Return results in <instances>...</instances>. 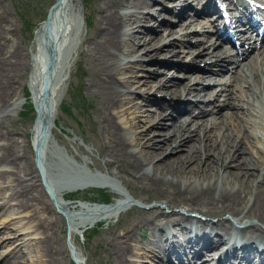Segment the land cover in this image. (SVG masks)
<instances>
[{"label": "bare ground", "instance_id": "obj_1", "mask_svg": "<svg viewBox=\"0 0 264 264\" xmlns=\"http://www.w3.org/2000/svg\"><path fill=\"white\" fill-rule=\"evenodd\" d=\"M153 1L155 0H97L94 5L95 23L84 38L83 54L91 60L87 77L89 90L97 96L101 105L99 119L106 139L102 147L103 163L109 161L119 164L118 161L126 159L127 163L122 165L121 172L135 182L147 184L152 194L156 195L154 207L156 203H159L157 208L160 205H164V209L181 207L178 211H161L164 215L157 221L159 223L151 219L145 222L149 224L152 233L158 236V239L150 241L152 246L149 245L148 248V254L154 258H164L173 264H208L212 260L209 255L221 249L214 264H264V133L260 132L264 131V125L258 119L259 110L254 104L255 98L264 99V31L258 32L261 34L260 42L255 47L252 41L258 35L254 37L251 33H246L248 26L240 25L245 18L253 30H264V0H229L230 5L225 9L228 11L232 34L240 38V41L243 36L247 42L244 45V41L235 43L228 37L224 38L225 42L234 46V56H231L234 53L229 54L231 51L217 32V27L224 28L223 24H217V20L221 18L218 17V3L222 0H182L179 5L176 3L173 6L155 4ZM193 1L194 7L192 5L189 9L193 14H189L190 11L185 12L184 9L189 8L188 5ZM198 2L200 9L196 11L195 5ZM3 4L0 0V114L5 110L18 112L22 106L23 93L14 101L11 100L17 95V87H21L22 92L25 67L28 65V55L21 36H15L17 29L9 10ZM64 5V0H58L51 8L47 20L41 22L35 30L34 37L39 43L38 52L43 58L48 51L45 44L57 34L58 25L55 21L58 23L60 13L64 14L61 12ZM161 10L170 13L169 20H157ZM257 16L261 17L260 21L256 20ZM151 18L157 24L145 25L149 22L147 19ZM212 36L214 40L211 39ZM194 51L201 55L202 58L199 59L209 71L206 74L208 78L213 72L228 66L229 70H233L235 80L240 81V85L244 87L239 90L240 95L232 89L229 94L232 100L228 99L226 104L229 108L237 109L236 111H222L223 118L220 120L215 119L216 115L211 116L217 125L214 135L205 130L209 126L205 115L215 111L212 105L218 96L208 100L203 98L204 94L211 96L214 90L207 88L203 79L193 78V74L184 73L186 79L180 81L172 76L173 72L168 73V67H158L160 60L157 58L160 55L170 58L178 53ZM209 55L215 58L207 59ZM237 56L249 60L243 63ZM154 58L155 62H150ZM54 62L55 59L53 66ZM128 67L136 68L142 78H137V73L131 78L117 77V73ZM157 69L163 71L162 78L165 81L162 87L165 90H173V94L181 95L187 88V92L195 91L194 98L203 95L195 101L183 102L186 116H179L172 100L163 98L159 104L164 111L151 109L147 112L148 117L155 118L157 114L161 119L141 125L136 123L135 148L129 149L130 143L122 134V126L113 119L111 110L124 96L128 97L132 93V80V83L139 80L142 83H152L158 78ZM40 71L37 66L31 75L38 86L32 97L37 108L33 124L35 138L40 141L39 163L43 160L42 144L54 125L56 108L51 100H46L49 73L45 76ZM216 83L219 84V89L236 87L233 84L225 86V79H218ZM148 97L149 95L142 96L145 104L150 101ZM145 104L144 110L149 109ZM161 112L164 114L160 115ZM233 113L235 119L239 120L238 123L229 120L234 117ZM1 117L2 115L0 166L4 163L10 169L9 172L0 170V178L9 173L13 177L14 185L11 187L14 191L8 198L0 191V208H5L8 199H15V208L34 203L43 212H54L46 199L47 192H44L41 182H38L39 175L34 168L27 140H23V144L18 141L12 135V129L2 123ZM227 117L229 118L226 119ZM198 120H201L199 124H203L201 129L197 128ZM23 135L26 136L25 132ZM247 136L256 142L249 141ZM167 152L169 155H165ZM75 171L77 172L71 174L60 171L44 177V181L54 192L56 206L69 216L71 226L86 228L99 219L118 216L127 205L135 204L130 195L115 187L116 179H122L116 173L107 171L104 177L80 167ZM91 186L116 190L119 196L107 205L79 203L78 208L76 206L78 210L70 209L62 199V191L88 189ZM145 199L146 197L144 203H148ZM192 212L220 218L215 222L189 214ZM224 212L230 217H224ZM52 214L54 216L40 217L36 225L42 234L37 240L43 256L41 264H63V259H66L65 246L57 234L60 216ZM137 225L139 224L133 228ZM133 228L125 225L120 232L116 226L109 229L105 245L107 254L103 259L106 264H126L133 260L129 256L132 249L129 241L139 238ZM180 233L182 237L179 236ZM20 238L22 241L25 239ZM21 243L24 246L27 244ZM199 252L202 255L195 258Z\"/></svg>", "mask_w": 264, "mask_h": 264}, {"label": "rangeland", "instance_id": "obj_2", "mask_svg": "<svg viewBox=\"0 0 264 264\" xmlns=\"http://www.w3.org/2000/svg\"><path fill=\"white\" fill-rule=\"evenodd\" d=\"M54 1L56 0H2V3L4 2L3 5L9 10L10 18L14 22L17 29H15L17 31H15V36H21L20 39L22 40V44L28 55V65L25 67L24 81L21 89L22 92H20L21 87H17V95H15L16 97L11 100L14 101L15 98L23 93L21 98L23 99L22 106L18 112L5 110L3 111L4 114L1 113L0 116L2 115V123L12 129V135L16 137L18 141H22L23 144V140H27L30 154L33 156L32 160L33 165L35 166L34 168L37 170L36 173L39 175L38 182H41L44 192H47L45 193L46 199L51 203V207L54 212H43L40 210L39 205L35 206L34 203L24 206L23 208H15L13 205V203L16 202L15 199H8L10 203L8 202V204L4 206L5 208H0V264H15L14 262H16V264H41L43 256L41 255L40 244L37 240L42 236V234L39 233L36 225L40 221V217L53 215L52 213L60 216V221L58 223L59 230L57 234L60 236V239L65 246L66 259H63V264H106L103 259L107 254L105 251V245L106 239L109 236V229H111L112 226H116L118 228V232H120L125 225H130V227L133 228L136 224L139 225L133 228V230L136 234H139V238L137 240L129 241L132 248L129 254H131L133 260L126 262V264H155L149 257L147 245H152L149 238L155 237V240L158 239V236L157 234L152 233V229L149 224L145 222H147V219L157 222L164 215L161 211H164L165 213L171 212V210L178 211L181 210V207L164 209L162 208L164 205H160V207L157 208L159 203H156V207H154V199L156 198V195L152 194V191L148 188L147 184L135 182L121 172L120 169L123 168L122 165H126L127 163L126 159L120 160L122 162L118 161L120 165L109 161L103 163L102 147L104 146L106 139L102 123L99 119L101 105L98 102L97 96L89 90V81L87 80V77L91 60L83 54L85 49L84 38L87 32L94 27L96 15V8L94 5L97 0H64L65 5L63 10L61 7V12L64 14H62V16L60 13L61 24H59L57 34L54 37L55 62L53 71L49 75L50 77L46 93V100H51L54 108L56 107L54 111L55 121L54 125H52L51 131H49V133H47V137H45V142L42 144L43 160H41L40 167L43 177L39 169L36 167L37 164L35 160L36 158L39 160V150L37 151L35 145H32V119L20 115V111H23L25 105H28L29 102H31L33 98L32 96L36 91V83L31 76L37 66H39L38 41L34 37V33L35 30H37L41 19H45L49 5ZM181 1L182 0H155L153 3L173 6L176 5V3L179 5ZM197 6H199V4ZM161 15L157 16V20L160 18L165 20L170 19V13H167L164 10H161ZM151 19H147L149 22H146L145 25L154 26L157 24L156 21L153 20L154 18ZM211 39L214 40V36H212ZM241 39H243V37H241ZM244 41L246 43V40ZM225 46L231 51V53H229L230 55L234 53L231 56L236 55V50L233 45L226 43ZM225 46L224 48L226 49ZM253 50L256 51V49ZM178 55L170 58L160 55L159 58H157L160 60L158 67H168L170 69V72L168 73L173 72L172 76L177 77V80L180 81H185L186 76L183 75L184 73L193 74V78L195 76V79H203L202 81H204V84H207L206 87L213 89L214 92H212L211 96H208V94H201L197 98H194L193 95L195 91L192 90L187 92V88H185L181 95L173 94V90L167 91L162 87V83L165 81V78H162V76H164L163 71L158 69L157 79H159V81L156 79L154 80L155 82L152 81V83L148 84L142 83L140 80L139 82L134 81L132 83L133 80H130L131 87L134 88L132 93H130L128 97L124 96L111 110L113 119L122 126V134L130 143L129 149L135 148L136 123L141 125L152 122L153 120L156 122L158 119H161V117L159 115L157 116V114L155 118H150L148 117L147 112L151 109L164 111L162 110V106L159 104V101L163 98L172 100L171 103L173 104V107L176 108L179 116H186L183 102L195 101L202 95L206 100L212 98L215 99V96H218L215 100L216 104L214 103L212 105V107L214 106L215 111L205 115L208 120L207 123L209 124L205 130L211 135L215 134L214 130L217 126L215 125V122H213L214 119L211 117L212 115H216L217 117L215 119L220 120V118H223L222 113L224 111L232 112L237 110L232 107L229 108L226 104L229 100H232V97L229 95L232 91L234 93H238L240 92V89H244V87L240 85V81L237 79L235 80L236 77L234 76L232 69L229 70L228 66L220 68L218 71L213 72L211 77L208 78L206 74L209 71H207V67L203 66L204 63L200 62L199 58L202 57L201 55H197V51H194V53H178ZM208 58L213 60L215 57L209 55L207 59ZM237 58L242 60L243 63H246L249 60V58H240L238 56ZM153 60L154 61L150 62H155L156 59L154 58ZM207 61L209 62L210 60ZM121 71L122 72L117 73V77L126 79L127 77H133L138 70L134 67H128V69H123ZM140 76L141 75L137 73L136 77L142 78V76ZM218 79H225V86L227 85L229 87L233 84V86L236 87L219 89V84L216 83ZM26 90L28 91V95L25 94ZM223 91L225 93H223ZM77 93L78 96L82 98V104L79 106L75 105V103L78 104L81 100H78L75 97V94ZM238 94L240 95V93ZM146 95H149L148 98H150V101L145 104L142 96ZM143 103L148 105L150 108L144 110ZM65 104L69 107V113L62 109ZM254 104L261 115H259L258 119L260 123L262 122L261 124L264 125V99L255 98ZM154 106L156 107L153 108ZM33 113H35V111ZM161 113L162 114L160 115L164 114V112ZM188 117L190 118V116ZM228 118L229 117L226 119ZM229 120L234 123L239 122L238 119H235V115L234 117L229 118ZM198 121L197 128L201 129V125L203 124H199L201 120ZM23 132H25V137ZM260 132L264 133V131ZM248 137L250 138V136H247V138ZM252 140L256 142L253 138L249 139V141L253 142ZM259 141V144L261 145V140L259 139ZM165 155H169V153L167 152ZM42 162L44 163L43 166ZM92 162H95V164ZM4 165L5 164L3 163L2 166H0V170L9 172V166ZM79 167L82 170H86L88 172L93 171L104 177L107 171L114 172L118 176H121L122 179H116L115 187L119 191L130 195L131 198L135 200V204L127 205L120 211L118 216L97 220L91 226H87L86 228H75L73 225L71 226L69 216L66 214L64 215V213L60 212L57 206H55L54 201L48 193L49 188H46V186L42 183V179L45 175L51 176L52 173L56 174L60 171H64L69 174L75 173L77 172L75 171L76 168ZM12 179L13 177L9 173L4 174V176L0 178V191L7 198L9 194L14 191V188H12L14 185L12 183ZM92 188L93 187H88V189L84 188L67 192L62 191L64 195L69 198L64 200V202L67 203V206H69L72 210H78L77 208L79 203L92 204L87 200L80 199H93V203H99L102 199L101 194H99L98 190ZM100 188H102L103 193H109V195H111L112 201L114 198L119 196L116 190L103 187ZM72 193H74V197H78V199H73L71 196ZM145 197V201L148 203H144L143 200ZM251 199L252 195H250V201ZM189 214L201 217L202 219L214 220L215 222H217L220 218L216 216H203L199 213L194 214V212ZM222 215L224 217H230V215L226 212ZM82 230L87 237H83L81 234ZM180 235L181 233L179 236ZM182 236L183 235H181V237ZM20 237L25 238L23 239L24 241L19 240L21 239ZM21 242H27V244L24 246ZM16 256L17 259L15 258ZM196 257H198V255H196L195 258ZM164 262H167V260H164Z\"/></svg>", "mask_w": 264, "mask_h": 264}, {"label": "trees", "instance_id": "obj_3", "mask_svg": "<svg viewBox=\"0 0 264 264\" xmlns=\"http://www.w3.org/2000/svg\"><path fill=\"white\" fill-rule=\"evenodd\" d=\"M25 93H27V91H25ZM75 97H76L78 100L81 99L80 102H79L78 104L75 103V105L79 106L80 104H82V98L78 96V93L75 94ZM76 98H75V99H76ZM25 108H26V109H25L24 111L21 112L22 114H27L28 111H31V110H32L30 104H28ZM63 108H64L66 111L69 112V107H68V106H65V105H64ZM29 116H32V115H29ZM99 192H100V191H99ZM100 193H101V195L103 196V199H104V200H106V199L109 198V196H108L106 193H103V192H100Z\"/></svg>", "mask_w": 264, "mask_h": 264}, {"label": "water", "instance_id": "obj_4", "mask_svg": "<svg viewBox=\"0 0 264 264\" xmlns=\"http://www.w3.org/2000/svg\"><path fill=\"white\" fill-rule=\"evenodd\" d=\"M57 1H58V0H56V1L53 3V5H52L51 7H53V6H54V4H55ZM47 18H48V17H46V19H45V20H47ZM43 22H44V21H43Z\"/></svg>", "mask_w": 264, "mask_h": 264}]
</instances>
